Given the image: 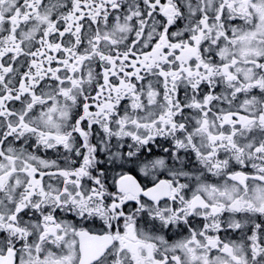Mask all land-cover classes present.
<instances>
[{
	"label": "snow or ice",
	"instance_id": "obj_1",
	"mask_svg": "<svg viewBox=\"0 0 264 264\" xmlns=\"http://www.w3.org/2000/svg\"><path fill=\"white\" fill-rule=\"evenodd\" d=\"M0 264H264V0H0Z\"/></svg>",
	"mask_w": 264,
	"mask_h": 264
}]
</instances>
